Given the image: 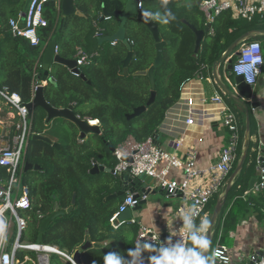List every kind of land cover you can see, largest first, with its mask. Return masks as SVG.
I'll list each match as a JSON object with an SVG mask.
<instances>
[{"label":"trees","instance_id":"obj_1","mask_svg":"<svg viewBox=\"0 0 264 264\" xmlns=\"http://www.w3.org/2000/svg\"><path fill=\"white\" fill-rule=\"evenodd\" d=\"M126 1L83 0L76 4V7L86 15L84 17L87 20L76 15L59 17L56 3H47L45 16L49 24L40 29L41 44L37 46L31 45L23 37L14 36L11 32L10 19L20 16L25 0L16 1L7 13L1 9L2 6L0 7V35H3L0 41V87L7 88L11 93H18L24 103L30 102L34 97L35 66L39 58L42 62L48 43L57 42L59 54L74 60L80 47L77 43L81 39L76 31L81 29L80 33H83L84 25L90 26V23L95 24V27L101 31L95 30L94 33V45L97 47L94 50V53H97L94 62L84 67L80 66L79 76L65 65L54 64L44 94L47 101L56 108L73 106L76 114L83 119H100L109 157L99 156L86 143L81 144L80 129L74 122L70 121L77 131V137L69 133L61 140L55 139L57 136L53 135L52 124L39 120L40 113H45L40 107L34 113L32 136L44 134L60 142L63 148L57 149L44 141L31 138L25 157L26 162L42 167V170L36 172L34 176H25L33 200L32 208L27 211L30 216L28 232L35 237V242L31 244L38 242L42 220L54 212L56 205H60L61 210H66L72 204L74 193H77V203L73 211L58 217L49 225L42 243L57 246L74 256L76 252L82 250V246L87 241H91L93 245L81 251L80 264H94V262L104 264V256L108 253H118L126 264H135V258L129 255L128 251H135L137 248L138 254L148 262L150 257L159 255V246L151 245L153 250H147L144 248L145 244H136L139 230L136 224H123L118 229L112 226L110 220L119 209L126 193L111 200L106 198L122 189L120 185L122 179L111 173L92 174L93 162L96 160L113 168L117 159L111 147L116 148L129 136H133L138 141H143L151 135L156 137L160 133L168 111L181 97L182 82L194 76L203 65L208 66L213 72V63L221 58L237 38L250 30L264 29V17L257 16L254 20L248 21L234 18L230 11H226L218 16L213 24L215 34L208 33L209 38L203 40L199 52L195 53L196 34L189 24L200 30L206 28L205 15L198 5L201 0H141L142 10L152 14L150 17L158 23L161 39L167 42V45L164 47V62L155 70L156 101L140 116L128 119L134 108L146 105L150 99L153 89L149 76L136 75V73L148 70L154 65L157 49L152 33L138 18H130L126 25L127 38L134 52L127 72L123 65V60L129 51L127 45L122 41L114 45L99 41L101 36L115 34L121 26L119 18L102 20L104 10L114 11L116 6L124 10ZM79 20L84 21L80 23ZM257 40L263 41L264 37H254L247 41ZM170 44L173 47L172 51L168 46ZM262 46L264 51V44ZM236 58V55L232 57L233 63ZM43 71L44 68L41 69V72ZM244 111L243 109L241 115L236 111L242 131L239 158L246 130ZM251 111L250 109L252 129ZM18 123L17 117L13 123V128L16 130ZM251 150L250 145L249 153ZM256 164H258L257 154L252 161L249 157L246 160L241 175L236 179L229 193L217 224L212 246L217 240L223 220L225 222L223 236L224 240L228 241L227 230L237 227V224L247 218L253 209L260 212L264 218V191H249V180L256 177L253 172ZM8 177L6 167L0 166V182L4 183ZM127 185L126 190L132 185L133 190L141 189L137 181H128ZM218 196L219 194L214 198L213 205L208 208V224ZM197 228L201 229V221L196 223L192 232ZM95 244L101 246L97 247ZM192 246L190 240L189 247ZM25 255L27 254L24 251L19 253L21 264H34L32 260L25 261ZM55 256L60 264H72L66 258L57 254Z\"/></svg>","mask_w":264,"mask_h":264},{"label":"built area","instance_id":"obj_2","mask_svg":"<svg viewBox=\"0 0 264 264\" xmlns=\"http://www.w3.org/2000/svg\"><path fill=\"white\" fill-rule=\"evenodd\" d=\"M50 2L56 3L58 8H61L62 0H31L25 16L20 14L18 18L10 19L12 34L27 39L31 45L41 44L39 32L41 28L47 27L49 24L45 16V9L47 3ZM142 4V1L139 0V9H142ZM200 6L206 18V24H212L210 34H215L213 24L216 18L226 11H230L234 18L248 21L254 20L257 16L264 17V0H201ZM240 46L239 55L233 63L232 74L243 76L244 81L254 89L263 73L264 62L255 65L259 72H253L251 80L248 79V74L237 71V69L249 65L256 56L261 57V60L264 61L262 42L246 40ZM93 59L94 55L86 53L81 48L78 50L76 56L78 67L90 64ZM42 68L43 63L39 58L33 75L34 96L39 86L48 83V80L40 81L39 79ZM208 68V66L203 65L194 76L188 77L182 82L181 97L177 103L185 107L183 122L187 128L194 123V116L199 111L215 110L220 115L222 123L229 133V138L218 161L201 168L197 164V149L189 147L185 153H179V150L186 144L185 132L172 142L174 151L163 148L154 135L143 141H138L133 136H129L114 150L117 163L112 168V174L115 177L122 178L126 174L139 182H144L146 178H149L169 196L181 195L189 202L188 205L184 204L176 209L164 236L153 228L140 224L136 237V244L138 245L148 243L173 248L178 244H185L189 247L188 236L198 221H201V233L206 237L209 205L212 199L221 194L225 188L239 158V150L242 144L239 115L229 105L226 96L221 94L208 96L204 89L201 90V82L206 78ZM70 70L74 74L80 75L74 70ZM0 97L14 108L19 116L16 135L11 137L6 145L0 146V166L6 167L9 173L7 180L4 183L0 182V264H21L19 257L21 251L37 253L36 261L25 255L24 260H32L34 264H51V255L53 254L66 258L72 264H77L73 255L57 246L23 242L30 220L27 211L32 208L33 203L30 187L25 182V157L28 142L33 134L32 123L29 119V109L18 93H11L7 88L0 87ZM252 110L255 111L256 108L253 107ZM169 111L166 118L169 117ZM77 116L82 119L80 115ZM86 121L92 126L101 127L102 125L100 119L88 118ZM81 141L84 142L85 139H81ZM258 163L260 164V179L254 189L255 191H264V163L263 161H258ZM174 168L183 172L182 180L170 177L171 170ZM131 187L127 189L119 209L110 220L116 229L123 224L137 223L138 221L135 219L131 221L120 220V215L129 208L135 207L141 200H147L148 192H142V189L133 190ZM137 195H139L138 198ZM20 211H23L24 214L21 215ZM40 216L42 217V215ZM185 217L190 218V228L185 227ZM222 236V230H219L217 243L213 249L212 264H232L230 248L222 241ZM135 264H149V262L138 254L135 257ZM240 264H264V251L253 252Z\"/></svg>","mask_w":264,"mask_h":264},{"label":"water","instance_id":"obj_3","mask_svg":"<svg viewBox=\"0 0 264 264\" xmlns=\"http://www.w3.org/2000/svg\"><path fill=\"white\" fill-rule=\"evenodd\" d=\"M31 0H25L24 4V9H23V16L26 15L27 10L29 8ZM76 0H62V6H61V11L63 17H71L74 15L78 16H86L83 12L77 9L76 7ZM201 4V1L198 2V5ZM110 18H119L121 21V26L118 29V31L115 34L112 35H107V36H101L99 38V41L102 42H110L114 43L117 41H122L124 42L127 47H128V54L127 57L123 60V65L125 68V72H127V67L132 61L134 57V52L132 50V46L129 42V39L127 38L126 34V25L127 22L129 21L130 18H138L152 33L155 42H156V49H157V57L155 60L154 65H152L148 70L145 71H138L136 75H148L151 84H152V93L150 96L149 101L147 102L146 105H142L139 107L134 108V111L132 114L128 115L129 119L136 118L143 114L148 106L152 105L156 101L157 97V91H156V81H155V70L158 68L160 65L163 64V53H164V47L167 45V42L162 41L161 39V34H160V29L158 23L152 19L150 16L146 15V12L144 10H140L138 7V0H127L125 4L124 10H120L118 6H116L114 11H107L104 10L102 20H107ZM187 22V21H186ZM188 23V22H187ZM189 24V23H188ZM191 28L194 30L196 34V49L195 53H198L203 40L206 36V34L209 33L212 24L208 23L206 28L203 30L197 29L193 25L189 24ZM259 36H264V29H253L250 30L243 35H241L239 38H237L228 48L227 50L223 53L221 58L213 63V76L216 80V83L220 86V88L224 91V93L230 97L233 101L236 103L240 104L243 109L245 110L246 114V130L244 133V141H243V146H242V151L240 158L238 160L237 166L231 176L229 177L227 184L221 194H219L216 205L212 211V215L208 224V230L206 234V239L209 242V246L207 250L204 252V255L208 258L210 254V250L212 247L213 239L215 236L216 228L218 221L222 215L223 209L226 205L229 193L231 189L233 188L236 179L241 175L245 162L248 159L249 156V151H250V144H251V139H252V129H251V118H250V110L248 107V103H252L253 107L255 105H258V96L254 94L253 87L249 84H247L244 81L243 76H235L233 79V82L235 84V87L231 85V83L226 82L224 79L221 78L220 73H219V67L222 64L227 65V69L232 71L233 67V60L232 57L234 55L238 56L239 55V50L238 48L240 47L241 44H243L246 40L254 37H259ZM58 44L55 41H52L48 44L44 57H43V68L44 72L39 76L40 81L41 80H46L50 76L51 68L54 64H59V65H65L69 68H72L75 72H79L78 66H77V61L67 59L62 57L59 53L56 52ZM231 75L232 72H231ZM84 77V76H82ZM236 88V89H235ZM44 89L45 86H39L34 98L26 103L28 109H29V119L31 123L33 124L34 121V113L38 107L43 108L45 112H47V120L46 122L50 124L54 119L58 117H64L66 119L71 120L81 130V138H85L88 133H97L101 134L102 130L99 126H92L89 125L86 120L78 118L76 112L74 111V107L70 106L68 108H56L52 106L46 99L45 94H44ZM32 139L35 140H41L44 141L48 144L53 145L57 149H62V145L58 142H54L53 139H51L49 136H46L44 134H34L32 136ZM30 141L28 142L29 145ZM28 147V146H27ZM111 150L114 152L115 148H111ZM259 161L264 162V148L262 149V156L258 158ZM95 165L92 169V174L99 173L101 171H106V172H111L112 173V168L99 165L98 161H94ZM42 167L37 164L33 163H28L26 162L25 164V172H29L31 170L39 171L41 170ZM122 181L120 182V185L122 189L114 195H111L106 198V200H111L114 199L118 196H123L126 192V187L127 182H139L138 180H133L130 176L124 174L122 176ZM145 181H151V179L146 178ZM257 182V177H253L251 179L250 183V188H254V183ZM133 184V183H132ZM140 184V182H139ZM146 191V190H145ZM144 189H142V192H145ZM147 192V191H146ZM149 194V193H148ZM139 195H137V198ZM146 202V200H141L135 207H131L125 212H123L120 215V220H125V221H130L132 220V212L140 209L142 205ZM77 203V193H74L73 198H72V204L66 209V210H61L60 205H56V208L54 212H52L49 216L44 218L40 224V230H39V235H38V243H42L44 240V234L46 233L49 225L58 217L64 216L66 214H70L75 205ZM128 215V216H127ZM93 243L91 241H87L83 246L82 250L87 249L91 247ZM95 246L100 247L101 244H95ZM163 248H166L165 246H162ZM76 252L74 255V260L77 264H80L81 262V251Z\"/></svg>","mask_w":264,"mask_h":264},{"label":"crops","instance_id":"obj_4","mask_svg":"<svg viewBox=\"0 0 264 264\" xmlns=\"http://www.w3.org/2000/svg\"><path fill=\"white\" fill-rule=\"evenodd\" d=\"M16 1L18 2L19 0H0V7L2 6L1 9L5 13L10 12L12 6L14 5V3H16ZM23 9L21 11L22 12L21 14H23ZM60 16H63L61 8L59 9V17ZM2 38L3 35H0V41ZM261 42L262 44H264V40ZM48 44L46 45V48ZM80 48L81 47H78V50ZM93 53H88V54L92 55ZM227 65L225 68V73H226L225 81L231 83V85L235 87V84L232 83L233 82L232 77L227 74V72L229 71L227 69ZM206 72H207L206 78L201 82V86H200L201 90L204 89L206 91V95L208 96H213L215 94H221L225 96L221 88L215 83L216 80L213 76L214 74L212 70H209L208 68ZM253 91L254 94L258 96V105L254 106L256 110L253 111L254 114L256 115L257 137L256 134L255 135L253 134L251 141L252 140L257 141L259 144L257 151L258 153L257 156L259 158L260 156H262V149L264 148V68H263V73L260 76L258 83L253 89ZM227 102L229 103L228 100ZM229 105L232 107V109H234L230 103ZM184 108L185 107L180 103H177L176 105L173 106V108L169 111V117L165 119V121L163 122L160 128V133L156 136V140L163 148L170 151H174V148L172 147V142L175 139H177L179 136L183 135V132H185L184 136H185L186 144L181 150H179V153H185L189 149V147L195 148L198 150V159H197L198 166L201 168L209 166L210 164L219 160L222 149L224 148L225 145H227L229 133L225 128V126L223 125L220 115L215 110H208L207 112H202V111L197 112V114H195L194 116V123L187 128L185 123L183 122V119L185 117ZM238 113L241 115L240 112ZM47 116H48L47 112L45 113L41 112L39 120L48 124L46 122ZM17 117L19 120L17 111L14 108H12L4 99L0 97V146L6 145L8 140L14 135H16L17 130L13 128L14 125L13 123L16 121ZM186 128L187 130H185ZM79 138H80L79 142L81 144L86 143V140L84 142L81 141V130L79 131ZM55 139L57 138L55 137ZM53 141L57 142L54 139ZM98 164L108 167V165H106L105 163L98 162ZM94 165L95 163L93 162V167ZM259 165L260 164L258 163L256 169L258 172V176L255 175L257 177V182L254 183V188L260 179ZM100 173H102V171L95 174H100ZM170 177L178 180H182L184 174L181 170L174 168L171 170ZM248 177L250 178L251 175H249ZM251 179L249 180L250 181L249 191L261 192V191H255L254 188L253 189L250 188ZM140 185H141V189H144V191L146 190L149 194L146 202L142 205V207L132 212V219L138 221L137 223H135L138 227L141 224L146 227L153 228L159 234L164 236L165 233L168 231V226L172 222L173 214L175 213L176 209L181 205L184 204L188 205L189 202L181 195L169 196L163 189L158 188L156 186V183L153 182V180L149 182L148 181L140 182ZM151 186H153V188H151ZM262 226H264V218L261 216L260 212L253 209V212L249 214L247 218L240 221L237 224V227L235 228L232 227L229 230H227L228 238L230 242L225 241L224 236L222 237V241L230 248V252L232 255V264H240L242 260L249 257L250 254H252L253 252L264 251V227ZM224 229H225V222L222 221L220 230H222L223 235L225 232ZM215 241L216 242L214 246L211 247L212 250H210V254L211 252H213V249L216 246L217 240ZM209 256H208V262H209L208 264H212L213 259H210L209 261L210 258Z\"/></svg>","mask_w":264,"mask_h":264},{"label":"rangeland","instance_id":"obj_5","mask_svg":"<svg viewBox=\"0 0 264 264\" xmlns=\"http://www.w3.org/2000/svg\"><path fill=\"white\" fill-rule=\"evenodd\" d=\"M80 2H83V0L82 1L76 0L75 3L76 4H79ZM76 16H78V15H76ZM78 17H81V18L86 19L84 16H78ZM83 21L84 20H79L80 23L83 22ZM81 25H84V24H81ZM84 26H85V30H84L83 33H80L81 32V29H78L79 31H76L77 34H79V36L81 38L78 41L77 44L81 48H83L87 53H93L94 50H96V48H97L96 45H94V40H95L94 39V33H95V30H96V32L97 31L101 32V31L97 27H95V24L92 25L90 23V26H87V25H84ZM67 32H69V30ZM261 37H264V36H261ZM208 38H209V36L206 34V36H205L204 39L206 40ZM74 44L76 46V42ZM168 46L170 47V50L172 51L173 50V47L171 46V44L168 45ZM83 67H81V68L83 69ZM219 72H220L222 78L225 80L226 79L225 64H222L219 67ZM227 74L230 75L232 77V79H234L235 75H231V71L230 70L227 72ZM227 100L229 101V103L233 106V108L237 112L243 113V108H242V106L240 104L236 103L231 98H228ZM252 105H253L252 103H250V102L248 103L249 110L251 109ZM251 113H252V117H253L252 131H253L254 135L256 134V137H257L256 115L254 114L253 110L251 111ZM50 124H52L53 129H54L53 135H56L58 140H61L62 138L67 137L69 135V133H72V136H76L77 137V131L73 127L72 123L70 121H67L66 118H64V117H58V118L54 119ZM102 133H103V131L101 132V134L88 133L86 135V137H85L86 145L90 146L91 147L90 149L93 152L96 151V153L99 156L100 155H104V157H109V154H108L109 151H108V147L106 145V142L107 141H106V139L105 140L103 139ZM250 145L252 147V150L249 153V156L248 157H249V160L252 161L255 158L256 154H258L256 152V150L258 149L259 144H258L257 141H253L252 140ZM253 148H255V150H253ZM239 153H240V150H239ZM257 165L258 164H256V166H254L255 169H254L253 172H254L255 175L258 176V172L256 170L257 169ZM102 172L109 173V172H106V171H102ZM35 174H37L36 171L35 170H31V171L27 172L25 176L30 177V176H34ZM214 198L212 199V201H211V203H210L209 206H212L213 205V202L215 200ZM20 213H21V215L24 214L23 211H20ZM262 227H264V226H262ZM14 232H16L15 229H14ZM23 242L24 243H33V242H35V237L33 236V234H30L28 232V230H27V232L25 233V235L23 237ZM227 242H230L229 239H228ZM24 253L27 254L29 257L37 260V253H35L33 251H24ZM212 256H213V252H211V254L209 256L210 257L209 258V261H210V259H212ZM51 264H60L58 258L55 256V254L54 255H51Z\"/></svg>","mask_w":264,"mask_h":264},{"label":"clouds","instance_id":"obj_6","mask_svg":"<svg viewBox=\"0 0 264 264\" xmlns=\"http://www.w3.org/2000/svg\"><path fill=\"white\" fill-rule=\"evenodd\" d=\"M140 10H142V9H140ZM146 15L151 16L152 14L151 13H146ZM206 26H207V24H206ZM97 34L99 35L101 33H97ZM117 42H114L112 44L114 45ZM253 47H256V45H253ZM57 48L59 50L58 46H57ZM57 48H56V52L59 53L57 51ZM45 50H46V48H45ZM45 50H44V53H45ZM92 55H94V59L92 60V62H94L95 56L97 55V53H93ZM75 60H76V58H75ZM261 62H264V61L261 60V57L256 56L251 61V63L249 65H247L244 68H238L237 71L245 72L246 74H248V79L251 80L252 79V75L251 74L253 72H256V73L259 72V69L255 68V65L257 63H261ZM90 64H87V65H90ZM84 66H86V65H84ZM69 69H72V68H69ZM78 70H79L78 73L80 74V67H78ZM43 72H41V74ZM48 78L46 80H48ZM251 109H252V107H251ZM83 120H86V119H83ZM81 139H85V138H81ZM126 192H127V190H126ZM185 227H189V228L191 227V221H190L189 217H185ZM188 239L191 240L192 245H193L192 247H187L185 244H178L177 246H175L173 248H163V247H161L159 249V255L158 256H153V257L149 258V264H208V258L204 255V252L207 250V248L209 246V242L206 239V237L201 234V229L197 228L196 231L192 232L188 236ZM144 248L147 249V250H153L152 246L150 244H148V243H145ZM138 251L139 250L137 248V250H135V251L134 250H129L128 253H129V255H131V256H133L135 258L138 255ZM94 264H96V262H94ZM104 264H126V261L118 253H108V254H106L104 256Z\"/></svg>","mask_w":264,"mask_h":264}]
</instances>
